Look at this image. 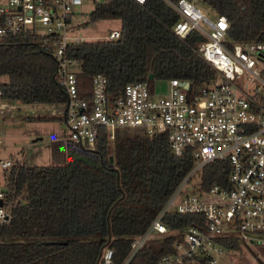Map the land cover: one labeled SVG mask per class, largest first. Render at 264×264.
<instances>
[{
    "label": "trees",
    "instance_id": "1",
    "mask_svg": "<svg viewBox=\"0 0 264 264\" xmlns=\"http://www.w3.org/2000/svg\"><path fill=\"white\" fill-rule=\"evenodd\" d=\"M198 2L228 20L232 41H264V0ZM89 18L118 19L121 34L116 40L68 45V55L81 62L77 85L86 99L96 73L107 77L111 95L135 81L179 78L199 88L217 76L197 52L204 37L196 31L184 38L174 33L179 15L167 0H99ZM54 73L51 53L33 34L0 40L4 100L61 106L67 94ZM51 153L52 164L14 163L4 173L12 216L0 224V264H98L105 248H112L113 263L120 264L132 238L147 229L193 165L190 156L171 152L164 134L123 138L115 132L109 140L106 128L91 147L66 138L53 141ZM227 172V162L211 161L195 180L203 187H225ZM165 220L170 229L205 223L199 213H169ZM172 242L173 237L150 241L129 264L155 262L172 251ZM216 243L228 251L245 245L238 237H219ZM257 256L264 262V250Z\"/></svg>",
    "mask_w": 264,
    "mask_h": 264
},
{
    "label": "built area",
    "instance_id": "2",
    "mask_svg": "<svg viewBox=\"0 0 264 264\" xmlns=\"http://www.w3.org/2000/svg\"><path fill=\"white\" fill-rule=\"evenodd\" d=\"M83 1L0 0V40L28 32L51 53L55 77L67 94L57 110L69 140L91 147L101 128H106L109 140L118 128H139L142 132L136 136L164 134L172 153L192 158L190 171L147 229L132 238L120 264H129L150 241L167 237H173L172 251L151 264H219L212 255L225 250L216 243L219 237L258 243L253 234L264 233V41H232L223 15L202 10L196 5L199 0H167L179 15L174 33L184 38L196 31L204 37L197 52L216 71V78L199 88L189 80L169 78L162 93H156L155 80L135 81L111 95L107 77L96 73L86 99L77 85L81 62L67 53L70 43L84 40L72 33L71 20L74 8ZM120 34V29H114L100 39L116 40ZM1 95L0 90V112L10 108ZM211 161L228 163L227 186L203 187L195 180ZM13 165L11 159L0 158L3 175ZM4 183L0 184V224L12 216ZM169 213H199L205 223L170 229L165 220ZM112 256V248H105L98 264H115Z\"/></svg>",
    "mask_w": 264,
    "mask_h": 264
},
{
    "label": "rangeland",
    "instance_id": "3",
    "mask_svg": "<svg viewBox=\"0 0 264 264\" xmlns=\"http://www.w3.org/2000/svg\"><path fill=\"white\" fill-rule=\"evenodd\" d=\"M99 0H84L76 6L72 15V33L83 41H94L107 35L110 31L120 28L118 19H98L92 21L89 18L95 3ZM197 6L202 10L206 7L198 1ZM209 8H207L208 10ZM211 16V15H210ZM77 66H72L76 69ZM156 93L166 90L165 80H155ZM10 108L0 112V158H9L14 163L23 165H48L53 163L51 143L56 140L68 138V129L62 114L56 110L55 104H22L10 101ZM60 107V106H58ZM39 117H55L50 120H39ZM123 138L132 137L142 130L139 128L121 127L116 130ZM5 177L0 172V184ZM258 236L259 242H248L241 251L222 250L212 255L219 264H259L257 253L264 250V233L253 234ZM261 240H263L261 242ZM255 255H254V254Z\"/></svg>",
    "mask_w": 264,
    "mask_h": 264
},
{
    "label": "water",
    "instance_id": "4",
    "mask_svg": "<svg viewBox=\"0 0 264 264\" xmlns=\"http://www.w3.org/2000/svg\"><path fill=\"white\" fill-rule=\"evenodd\" d=\"M149 78H153L152 74L149 75ZM245 245H247V244H245ZM253 254H254V253H253ZM254 255H255V254H254ZM256 259H257V261L259 262V264H264V262H263L258 256H256Z\"/></svg>",
    "mask_w": 264,
    "mask_h": 264
},
{
    "label": "crops",
    "instance_id": "5",
    "mask_svg": "<svg viewBox=\"0 0 264 264\" xmlns=\"http://www.w3.org/2000/svg\"><path fill=\"white\" fill-rule=\"evenodd\" d=\"M57 110V109H56Z\"/></svg>",
    "mask_w": 264,
    "mask_h": 264
}]
</instances>
